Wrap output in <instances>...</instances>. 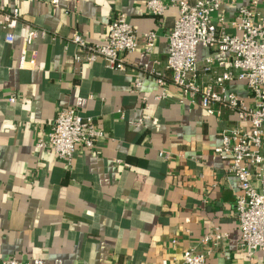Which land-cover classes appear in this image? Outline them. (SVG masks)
<instances>
[{
  "label": "crops",
  "instance_id": "obj_1",
  "mask_svg": "<svg viewBox=\"0 0 264 264\" xmlns=\"http://www.w3.org/2000/svg\"><path fill=\"white\" fill-rule=\"evenodd\" d=\"M56 1L0 0L20 17L12 43L0 31V260L182 264L183 251L217 228L225 237L204 264H247L237 247V180L226 172L227 160L213 153L234 115H208L179 102L174 90L154 99V78L141 70L153 65L140 48L125 55L124 71L107 69L101 59L90 65L73 59L83 55L70 42L73 33L102 44L108 19L123 14L139 35L157 31L153 58L162 70L177 8L160 0L166 9L157 19L144 9L146 0ZM259 5L264 8V0ZM237 6L223 4L216 15L232 19ZM24 43L25 59L34 51L35 64L18 69ZM206 52L198 48V58ZM136 76L145 110L131 91ZM231 86L239 92V83ZM12 94L13 103L7 100ZM61 107L94 119L104 133L94 148H78L69 165L35 146ZM139 119V125L128 123ZM255 260L264 264V251Z\"/></svg>",
  "mask_w": 264,
  "mask_h": 264
},
{
  "label": "built area",
  "instance_id": "obj_2",
  "mask_svg": "<svg viewBox=\"0 0 264 264\" xmlns=\"http://www.w3.org/2000/svg\"><path fill=\"white\" fill-rule=\"evenodd\" d=\"M239 1L232 19L216 15L223 4ZM260 0H170L177 15L167 35L164 68L157 70L159 61L153 58L157 31L137 33L123 14H116L106 22V41L90 44L73 33L70 42L83 51L75 54V64H92L101 59L109 70H125V55L140 48L151 64L141 70L153 76L158 93L154 99H166L169 91H178L179 102L199 105L206 114L222 118L234 115V123L220 130L219 143L213 153L227 160L226 172L237 180L239 193L235 196V216L240 231L237 247L247 257V264H258L257 251H264V8ZM56 5V0H51ZM144 9L161 19L166 6L160 0H146ZM16 8L7 10L0 4V31L6 43H12L13 30L19 20ZM139 36L142 43L138 42ZM207 50L198 58L197 49ZM25 43L20 49L17 68L34 66L35 52L25 59ZM239 83V92L231 85ZM142 77L136 76L131 91L142 98V109L147 98L141 92ZM8 102H15L12 94ZM119 116L124 115L119 111ZM142 119L129 124L139 125ZM99 124L82 116L75 108L57 110L44 137H37L36 148L49 149L70 164L78 148L92 149L103 138ZM160 155L169 157L168 153ZM225 237L217 228L203 234L197 245L182 253V264H204L207 256ZM163 260L161 264H166ZM0 264H23L11 258Z\"/></svg>",
  "mask_w": 264,
  "mask_h": 264
}]
</instances>
